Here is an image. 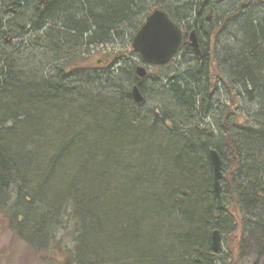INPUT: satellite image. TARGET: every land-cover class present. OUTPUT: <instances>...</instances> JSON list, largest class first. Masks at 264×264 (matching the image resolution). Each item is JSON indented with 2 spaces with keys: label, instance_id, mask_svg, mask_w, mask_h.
Segmentation results:
<instances>
[{
  "label": "trees",
  "instance_id": "obj_1",
  "mask_svg": "<svg viewBox=\"0 0 264 264\" xmlns=\"http://www.w3.org/2000/svg\"><path fill=\"white\" fill-rule=\"evenodd\" d=\"M23 1V21L39 26L0 52L4 222L48 264H238L246 233L264 237V0H225V14L224 0L179 11L169 0ZM156 8L188 20L203 57L185 39L173 59L183 54L186 69L146 108L127 49L104 55V73L83 59L127 28L131 44ZM211 112L220 120L208 124ZM212 149L223 161L221 208ZM215 229L229 237L226 255L212 248Z\"/></svg>",
  "mask_w": 264,
  "mask_h": 264
},
{
  "label": "rangeland",
  "instance_id": "obj_2",
  "mask_svg": "<svg viewBox=\"0 0 264 264\" xmlns=\"http://www.w3.org/2000/svg\"><path fill=\"white\" fill-rule=\"evenodd\" d=\"M187 1L188 0H169L168 2L170 5L174 6V9L176 11H179ZM219 5L222 9H225L220 10L221 12L219 14H225L227 12L226 9L229 8V4L224 0L219 2ZM187 22V19L184 20V23L181 22L180 26L185 29V23ZM129 36V29L127 28V30L125 29L123 31V38L125 39H120L121 37L115 36L110 45L94 43L91 46L85 47V54H89L92 57L91 61H89V59H86V55H83V66L91 65V67L95 66L99 68L98 72H107V69L110 67V64L112 65V62L108 63V61H104V59L106 58L104 55L108 53V51H112L113 53H115L119 50L125 49H127L126 54H128L129 58H125L126 60L120 61L126 62V68L130 67L131 65L134 66L141 64V56L133 51L131 44L127 45ZM226 36L227 35L224 36V34L222 33L223 39L220 42L221 48L227 41ZM20 39L24 38H15L16 41H19ZM125 40L127 42L124 44ZM227 43L229 42L227 41ZM183 58L184 56L183 54H181V56H179L176 60L172 59L169 63H167L164 68L154 66L148 68V70L151 72L150 75L147 78H143L141 80L147 96L145 103L146 108H153L159 105L161 101L160 97H162L163 95L158 94L157 90L158 88H160L161 83H166L168 81V77L177 74L182 70V68L186 69V67H184V63L186 60H184ZM118 62L117 65L119 66ZM222 98L226 102V96L223 95ZM245 104L246 108L251 106V99L248 98V96L247 99L243 101V106ZM217 112L219 113L218 110ZM212 117L215 120H220V114H215V116H213L211 112L209 119L207 117L208 124L214 121ZM228 238L229 237H227L226 234L223 235V250H221V252L223 253L221 255H226L227 241L229 240ZM42 255V252H40L39 250H31V247L27 244V240L23 237L19 238L17 234H15L9 227V225L4 222L3 216L0 214V264H48L45 260H42ZM238 264H264V237L255 232L253 235L246 233L244 244L242 246V254Z\"/></svg>",
  "mask_w": 264,
  "mask_h": 264
},
{
  "label": "water",
  "instance_id": "obj_3",
  "mask_svg": "<svg viewBox=\"0 0 264 264\" xmlns=\"http://www.w3.org/2000/svg\"><path fill=\"white\" fill-rule=\"evenodd\" d=\"M183 29L170 17L164 9L156 8L147 17L138 31L132 38V48L142 58V63L137 67L139 77L147 75L145 65H165L176 53L179 52L184 42ZM188 39L196 54L202 56L199 36L196 29L188 34ZM133 96L137 103L144 101V96L138 85L133 87ZM210 158L213 165L214 181L213 190L217 198L218 207L223 206L222 201V157L215 149L210 151ZM222 246V234L215 229L212 234V248L218 252Z\"/></svg>",
  "mask_w": 264,
  "mask_h": 264
},
{
  "label": "flooded vegetation",
  "instance_id": "obj_4",
  "mask_svg": "<svg viewBox=\"0 0 264 264\" xmlns=\"http://www.w3.org/2000/svg\"><path fill=\"white\" fill-rule=\"evenodd\" d=\"M49 0H37V3L40 5L46 4ZM5 5L3 6V10L1 11V14L3 15L2 20L0 21V52L4 51L7 52L8 50H15L18 45L23 43L24 39H20L19 41H16L15 38L22 37V34L19 32H15L13 29H15L14 26V20L16 22L18 20H21L22 17V7L24 5L23 0H5ZM36 8H40L37 6ZM10 14H15L14 17H8ZM21 16V17H20ZM8 17V18H7ZM38 27V26H36ZM37 29V28H36ZM35 27H33L30 31H36ZM198 33V32H197ZM199 36V34H198ZM35 40V39H34ZM33 40V42H34ZM19 42V43H16ZM35 44V43H34ZM200 48L202 52V56H198L200 58L203 57V49ZM195 52V51H194ZM196 54V53H195Z\"/></svg>",
  "mask_w": 264,
  "mask_h": 264
},
{
  "label": "bare ground",
  "instance_id": "obj_5",
  "mask_svg": "<svg viewBox=\"0 0 264 264\" xmlns=\"http://www.w3.org/2000/svg\"><path fill=\"white\" fill-rule=\"evenodd\" d=\"M36 7H37V5H36ZM14 16H16L15 14H10L8 17H14ZM2 17H3V15L1 14V12H0V21L2 20ZM7 17V18H8ZM21 17V16H20ZM4 18V17H3ZM14 22V26H15V29H13L15 32L17 31V32H28L30 29H32L34 26H39L38 25V20H37V22L35 23V24H32L31 22H28V23H25L24 21H23V19H22V17H21V20H18L17 22H16V20H14L13 21ZM25 24H24V23ZM30 23H31V25H30ZM225 104H222V109L224 110L225 109V106H224ZM145 106V105H144ZM221 109V110H222ZM216 150V149H215ZM220 154V153H219ZM223 162V161H222ZM222 165H223V163H222ZM223 171V170H222ZM224 175V174H223ZM223 179V178H222ZM221 184H222V180H221ZM222 188H223V186H222Z\"/></svg>",
  "mask_w": 264,
  "mask_h": 264
}]
</instances>
